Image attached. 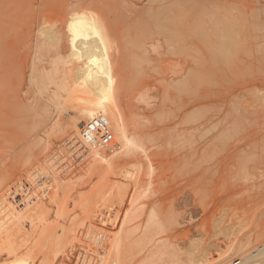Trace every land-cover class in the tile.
Listing matches in <instances>:
<instances>
[{"label":"rangeland","instance_id":"374dc122","mask_svg":"<svg viewBox=\"0 0 264 264\" xmlns=\"http://www.w3.org/2000/svg\"><path fill=\"white\" fill-rule=\"evenodd\" d=\"M262 243L264 0H0V264Z\"/></svg>","mask_w":264,"mask_h":264},{"label":"bare ground","instance_id":"6f19581e","mask_svg":"<svg viewBox=\"0 0 264 264\" xmlns=\"http://www.w3.org/2000/svg\"><path fill=\"white\" fill-rule=\"evenodd\" d=\"M215 43V42H214ZM212 46V45H211ZM214 46V45H213ZM221 50V49H220ZM211 52H213V51H211ZM59 94V93H58ZM69 121H71V120H69ZM38 173V172H37ZM97 217V216H96ZM22 238V237H21ZM115 238V237H114ZM30 240V239H29ZM111 240H112V238H111ZM26 241V240H25ZM28 241V240H27ZM14 242H16V241H14ZM27 243V242H26ZM26 243H25V246H26ZM82 244V243H81ZM28 245V244H27ZM30 246V245H29ZM34 246V245H33ZM40 247V246H39ZM24 248H26V247H24ZM28 248V247H27ZM5 249V248H4ZM72 250V249H71ZM37 252V251H36ZM243 252H246V253H243V255H242V253L240 254L241 256L240 257H242L240 260L238 259V261L235 263H233V264H264V243H262L261 245H259V246H257L256 247V249L254 250L253 249V251H243ZM248 252V253H247ZM36 254V253H35ZM39 255V254H38ZM32 258H33V256H31ZM43 257V256H42ZM42 257H40V258H42ZM39 258V257H38ZM44 258V257H43ZM37 258L35 257L34 259H30V263L31 264H36V262H37ZM39 261V260H38ZM40 262H38V264H39ZM222 263V262H221ZM214 264H218V263H214ZM220 264V263H219Z\"/></svg>","mask_w":264,"mask_h":264},{"label":"built area","instance_id":"2783aa9c","mask_svg":"<svg viewBox=\"0 0 264 264\" xmlns=\"http://www.w3.org/2000/svg\"><path fill=\"white\" fill-rule=\"evenodd\" d=\"M97 131H99V127L97 126L96 122H89L82 129L80 136L85 142H88L89 140L93 139V137H95Z\"/></svg>","mask_w":264,"mask_h":264}]
</instances>
